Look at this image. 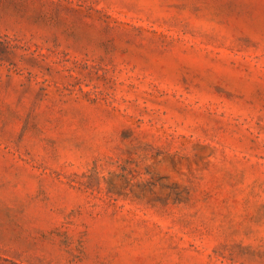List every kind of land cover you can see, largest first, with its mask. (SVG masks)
<instances>
[{"label": "rangeland", "instance_id": "1", "mask_svg": "<svg viewBox=\"0 0 264 264\" xmlns=\"http://www.w3.org/2000/svg\"><path fill=\"white\" fill-rule=\"evenodd\" d=\"M0 264H264V0H0Z\"/></svg>", "mask_w": 264, "mask_h": 264}]
</instances>
